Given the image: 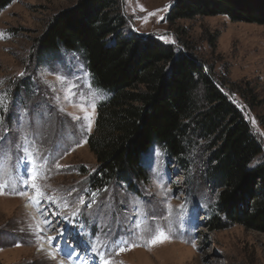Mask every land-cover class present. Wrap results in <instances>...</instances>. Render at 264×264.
I'll return each mask as SVG.
<instances>
[{
    "label": "rangeland",
    "instance_id": "rangeland-1",
    "mask_svg": "<svg viewBox=\"0 0 264 264\" xmlns=\"http://www.w3.org/2000/svg\"><path fill=\"white\" fill-rule=\"evenodd\" d=\"M77 1L12 0L0 10V32L5 34L0 39V81L4 82L0 89L9 91L10 100L8 112L0 115L5 117L9 129L19 117H23L24 125L22 132L9 131L8 136L13 140L24 136L23 147L31 154L28 159L36 162L39 175L36 183L45 196L58 198L55 204L42 202L50 213L63 210V215H67L80 197L85 200L71 222L62 215H48L47 219L71 231L72 247L89 256L87 260L93 264L90 260L95 255L101 258L104 253L103 245L89 249L78 240L77 233L84 228L86 236L88 228L91 229L92 245L99 244L102 232L121 236L131 200L139 197L149 210L155 208L157 213L163 207L160 201L166 200L172 210L170 221L158 223L166 228L171 223L172 238L143 246V241L133 237V242L141 246L118 255L109 249L112 264H264V232L245 230L238 225H227L226 229L214 232L206 228L209 217L215 213L216 195L204 183V144L190 149L184 162L185 171L161 145H153L142 159L146 180L137 183L136 192L124 185L107 184L98 190L91 187L89 179L97 173L98 165L87 140L94 131L97 106L111 94L96 87L80 53L60 49L43 56L36 48L37 39L52 18L72 8ZM119 1L125 20L124 35L152 37L172 46L176 52L193 54L212 75L222 78L224 93L241 110L260 146L255 164H264V27L231 23L222 16L196 17L171 24L167 16L176 0ZM84 72L89 75L84 76ZM63 73H69L72 80L80 77L82 95L73 97L71 103L64 99V86L56 82V76ZM89 101L96 104L94 110L88 108L92 116L91 131L82 132L80 124L87 126L83 120L85 113L73 105ZM69 113L80 116V123ZM8 146L5 141L4 149ZM57 162L60 167H56ZM24 172L22 164L20 174ZM32 191L31 187L27 188L29 195ZM92 193L96 196L92 197ZM93 199L96 203L89 209L86 205ZM162 214L168 216L169 212L164 209ZM43 221L44 217L27 196L15 195L11 187L5 188L0 195V264H69L62 255L60 258L56 254L55 259L50 255L49 248L53 251L63 248L64 241L57 237L50 243L47 237L56 236V232ZM36 225L44 230L37 232ZM70 264L85 263L76 252Z\"/></svg>",
    "mask_w": 264,
    "mask_h": 264
},
{
    "label": "trees",
    "instance_id": "trees-1",
    "mask_svg": "<svg viewBox=\"0 0 264 264\" xmlns=\"http://www.w3.org/2000/svg\"><path fill=\"white\" fill-rule=\"evenodd\" d=\"M11 2L0 0V10ZM218 16L264 27V0H176L167 21ZM124 26L119 0H78L54 16L36 42L43 56L60 49L80 53L96 87L111 94L97 106L87 140L98 165L91 187L115 184L136 192L146 180L142 159L153 145L185 171L190 149L201 143L204 183L216 195L206 228L264 232V164H255L261 149L222 78L193 54L124 35Z\"/></svg>",
    "mask_w": 264,
    "mask_h": 264
},
{
    "label": "snow or ice",
    "instance_id": "snow-or-ice-1",
    "mask_svg": "<svg viewBox=\"0 0 264 264\" xmlns=\"http://www.w3.org/2000/svg\"><path fill=\"white\" fill-rule=\"evenodd\" d=\"M4 36L5 34L0 32V39H3ZM161 39L165 38L161 37ZM46 74L47 73H44L43 75ZM20 75H23V73H20ZM69 75V73L58 74L56 76V82L64 86V99L71 103L73 97L82 95V93L79 91L82 85L79 82V76L76 77V80H72L69 79ZM71 75L75 74L73 73ZM83 75L88 76L89 73L84 72ZM3 83V81H0V85H3ZM88 87L90 88L91 85H88ZM74 89H76V91H74ZM9 104V91L7 89H0V112H8ZM73 106L79 111L85 113L83 120L87 121V126L85 127V125L81 123L80 130L82 132H90L92 126V116L88 113V108L94 110L96 107L95 102L89 101L88 104L77 103ZM60 111H64V109H60ZM69 115L72 114L69 113ZM72 119L78 123L81 121V117L76 115H72ZM253 123H255V121H253ZM14 124L15 126L9 129L5 123V117L0 115V133H2L0 134V195L4 194L5 188L11 187L13 189V194L27 196L28 200L36 207L41 216L44 217V225L52 227L53 231L56 232V236L49 235L47 237L48 241L51 243L57 237L64 241L63 248H57V252H64L65 259L68 260L70 264L71 257L75 254V248H73L72 244L70 243L72 240V232L64 228L57 227L56 222L48 220L47 216L62 215L64 220L71 222V217H75L80 213V206L85 205V200L83 197H80L77 204L74 206L73 211L67 215H63V210L61 213H50L47 208L43 207L42 202L51 201L53 204H55L58 198H54L53 196H45L42 187L36 183L37 179L39 178L35 167L36 162L34 160L28 159L31 154L28 152L27 148L23 147L24 136L20 135L16 140H13L8 136L9 131L14 133L22 132L24 128L23 117H19L18 120L14 122ZM5 141H7L9 145L7 150L4 149ZM21 152H23L24 155H20ZM159 154V150L157 149V155ZM22 164L25 169L24 175L20 174V166ZM56 167H60L58 162L56 163ZM149 167L151 168L150 164ZM154 175L158 177V173L155 171ZM29 181H31L30 184ZM158 186L162 187L163 185L158 184ZM28 187H31L33 190L31 195H29L27 192ZM69 195H71V193H69ZM91 195L92 197H95L96 193H92ZM95 203L96 201L93 199L89 201L86 206L91 209ZM160 203L163 205V207L161 208L160 213H157L155 208L149 210L145 206V202L139 197H136L129 202L130 214L125 217L126 226L123 229L122 235L116 236L110 234V232H102V239L99 244L92 245L93 248H98L100 245H103L105 249L104 253H101L100 264H112V253L109 251V249H112L118 255L120 252L126 251L131 247L141 246L140 244L133 242V237L137 240L143 241V246L156 245L172 238L170 231L171 223L169 228H166L158 223L159 220L170 221L172 211L171 205L167 204L166 200H161ZM66 207L67 205H65V208ZM164 209L168 210V216L162 214ZM43 230V227L36 225L37 232H42ZM42 248L43 245H41V249ZM65 249H67L66 252L64 251ZM50 255L53 259L56 258V253H50Z\"/></svg>",
    "mask_w": 264,
    "mask_h": 264
},
{
    "label": "bare ground",
    "instance_id": "bare-ground-1",
    "mask_svg": "<svg viewBox=\"0 0 264 264\" xmlns=\"http://www.w3.org/2000/svg\"><path fill=\"white\" fill-rule=\"evenodd\" d=\"M49 249H50V252H51V253H52V252L54 253V251L52 250V248H49Z\"/></svg>",
    "mask_w": 264,
    "mask_h": 264
}]
</instances>
